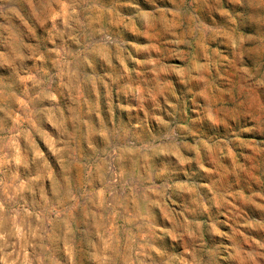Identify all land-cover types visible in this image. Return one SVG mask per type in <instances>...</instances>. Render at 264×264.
<instances>
[{
	"label": "rangeland",
	"instance_id": "rangeland-1",
	"mask_svg": "<svg viewBox=\"0 0 264 264\" xmlns=\"http://www.w3.org/2000/svg\"><path fill=\"white\" fill-rule=\"evenodd\" d=\"M0 264H264V0H0Z\"/></svg>",
	"mask_w": 264,
	"mask_h": 264
}]
</instances>
